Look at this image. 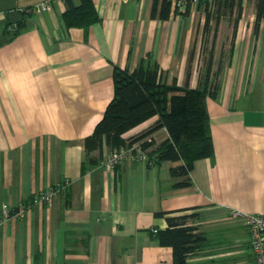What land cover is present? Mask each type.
<instances>
[{"label":"crops","instance_id":"0c3cea01","mask_svg":"<svg viewBox=\"0 0 264 264\" xmlns=\"http://www.w3.org/2000/svg\"><path fill=\"white\" fill-rule=\"evenodd\" d=\"M0 0V264H173L153 228L187 215L197 247L188 264H254L242 215L264 214V16L259 0H215L175 10L172 0H92L98 20L66 26L80 0ZM19 30L12 34L8 24ZM167 85L217 83L205 99L212 158L186 176L181 160L100 161L108 145L85 139L114 95L113 68L132 71L146 56ZM206 73L208 76L205 77ZM157 116L123 134L147 129ZM168 137L146 136L149 150ZM68 178L50 203L33 195ZM189 178L185 186L175 182Z\"/></svg>","mask_w":264,"mask_h":264},{"label":"trees","instance_id":"16d2710c","mask_svg":"<svg viewBox=\"0 0 264 264\" xmlns=\"http://www.w3.org/2000/svg\"><path fill=\"white\" fill-rule=\"evenodd\" d=\"M262 16L264 0H259L256 17L259 19ZM62 19L66 26L87 27L98 20V15L92 0H80L78 6L71 5L68 1ZM19 28L17 24V29L12 34ZM113 83L114 95L92 134L85 139L88 150L101 147L103 142L112 150L139 140H142L140 146L147 148L152 141L145 137L164 127L168 137L149 150L148 157L155 163L181 160L182 163L171 170L174 176H186L197 159L213 157L214 148L205 99L207 96H217V83L208 85L204 78V82L195 88L167 85L159 78L157 63L148 55L132 71L114 66ZM153 116L157 118L147 129L123 137L126 131ZM189 183V178H185L174 185L185 186ZM170 213L172 212L156 213L166 217L167 226L157 230L155 236L160 244L171 246L173 264H188V254L197 247V235L193 233L195 228L186 224L187 215Z\"/></svg>","mask_w":264,"mask_h":264},{"label":"built area","instance_id":"2783aa9c","mask_svg":"<svg viewBox=\"0 0 264 264\" xmlns=\"http://www.w3.org/2000/svg\"><path fill=\"white\" fill-rule=\"evenodd\" d=\"M215 0H172V7L175 10L184 11L189 7L197 6L198 4L205 3L212 5ZM51 9V3L49 0H42L33 5L21 8L22 12L27 13H40L42 11H47ZM9 31L13 32L17 29L16 23L8 24ZM146 139V138H145ZM135 141L131 144H125L121 147L114 148L107 152L100 161V164L106 169H113V167L119 162L129 159V160H141L152 163V160L148 157L149 148H142L140 142ZM70 184V180L65 178L58 184L56 188L51 186L45 190H41L33 195L32 202H47L50 203L57 189L65 188ZM24 205H20L17 210L12 213L9 206L2 204L0 207V223L9 219L11 216L19 215L23 209ZM233 216L242 215L243 222L248 230L249 234V248L254 257V264H264V214H240L238 211L232 212ZM157 229L153 228V232Z\"/></svg>","mask_w":264,"mask_h":264}]
</instances>
